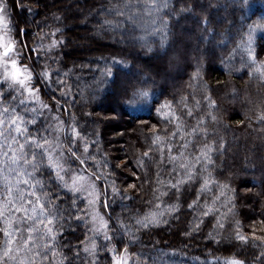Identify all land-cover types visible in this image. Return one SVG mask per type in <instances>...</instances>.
<instances>
[{"label":"trees","instance_id":"16d2710c","mask_svg":"<svg viewBox=\"0 0 264 264\" xmlns=\"http://www.w3.org/2000/svg\"><path fill=\"white\" fill-rule=\"evenodd\" d=\"M18 3L24 8L17 6L14 0L9 11L19 48L27 51L42 34L48 37L55 32L58 50L54 69L50 71L51 81H42L39 75L42 68L36 62L35 80L41 86L43 99L50 105L61 103L69 124L74 117L77 130L89 144L84 167L102 177L100 183L109 205L104 208L112 218L111 229L117 228V217L131 224L128 216L136 211L143 215L155 211L157 203L178 205L177 214L166 217L167 225L138 233L140 242L131 251L151 252L157 264H225L229 258L260 264L256 258L264 253V244L260 247L244 245L235 239V232L249 237L254 232L257 236L264 235V124L256 120L258 113L264 110V77L255 71L259 63L264 62V28L254 32L256 64L245 48H237V44L241 40V29L246 31L248 25L264 23V0H169V7L162 13V17L169 20L168 43L162 49L160 37L149 30L147 42L152 52L135 39L144 35L139 29L133 32L127 25L128 31L114 30L103 24L106 19H117L115 12L110 15L108 10L121 5L123 0H72L71 3L18 0ZM75 8L81 10L82 23L77 20L81 15ZM19 29L25 32L19 33ZM208 29H213L215 34H210ZM80 31H84L88 41L86 48L78 50L71 46V40ZM109 67L115 74L112 79L120 83L137 75L152 77L157 67L161 68V74L155 76L154 85L150 81L145 85L150 88L148 98H133L130 92L118 94L111 79L101 85L102 71ZM197 68L199 79H190ZM59 80L63 84L58 88L55 82ZM66 90L72 97L70 101L61 98ZM173 97L176 115L184 113L174 139V123H166L156 112L159 103L165 99L171 101ZM211 101H215L213 107L209 106ZM185 103L192 109V117L187 116ZM213 115L216 120H212ZM201 119L204 124L198 125ZM116 121L125 123V127L112 126ZM130 122L131 125H127ZM45 123L41 115L36 127L43 129ZM194 127H206L214 134L186 135ZM154 136L166 141L163 161L160 146L152 144ZM221 140L225 149L216 152L214 165L207 170L215 183L200 193L199 207L188 209V204L197 199L207 173L197 165L199 182L182 186L179 194L168 188V181L175 182L177 178L170 173L174 167L179 170V165L186 160L195 163L205 143L215 141L218 149ZM65 141L69 144L67 139ZM169 142L175 149L171 153L167 150ZM185 143L188 147L180 157ZM145 151H149L148 157L143 156ZM170 156L179 158L172 161ZM129 184L137 188L128 190ZM113 185L120 193L127 191L129 199L114 195ZM160 192L169 194L158 200ZM214 198H218L215 204ZM206 204L214 211L203 217ZM77 206L78 209L85 207L80 199ZM78 214L73 212V215ZM81 216L80 221L71 222L61 237L62 244L80 245L79 259L72 255L75 248L63 252L72 259V264H87L81 242L88 231L83 214ZM197 223L199 229L190 232ZM220 224L224 226L221 228ZM98 245L99 264H110V254H105L101 242Z\"/></svg>","mask_w":264,"mask_h":264},{"label":"snow or ice","instance_id":"6c2138e0","mask_svg":"<svg viewBox=\"0 0 264 264\" xmlns=\"http://www.w3.org/2000/svg\"><path fill=\"white\" fill-rule=\"evenodd\" d=\"M13 2L14 0H0V264H72V259L63 255V252L75 248L76 251L72 255L79 259L80 245L62 244L61 237L72 221H80L83 218L81 215H73V212H81L86 217L89 215L88 208H92L98 202L99 193L96 184L102 177L96 172L77 175L71 168V164L76 160H79L80 165L87 163V158L81 159L77 154L81 132L77 130L75 123L69 126L60 121L55 127L51 124L45 125L43 129L36 127L38 117L42 115V112L35 106L29 107V104L38 99L40 89L34 84L35 64L33 63L31 66L23 64V49L17 48L18 41L13 38L15 25L10 21L12 13L9 12ZM17 6L24 8V5L19 4L18 0ZM168 7L169 0H123L121 5H115L108 10L110 15L115 12L117 19H106L103 24L114 30L123 28L124 31H128L127 25L131 26L133 32L139 29L144 35L137 36L135 39L143 42L148 47V51L152 52L153 49L147 42L149 30L152 34L160 37L162 49L168 43L169 20L162 17L163 10ZM28 11L30 13L31 9ZM181 11H186V9H181ZM205 24H207V17ZM257 28H264V23L248 25L246 31L241 29V40L237 44V48H245L253 64H256L253 39ZM56 31L58 32L59 29ZM208 31L210 34H215L213 29H208ZM18 32L24 33L25 30L19 29ZM47 35H41L38 49L29 48V52H37V58H39L40 52H44L45 49L51 51L57 46L58 42L54 39L46 46L43 44ZM52 35H55V32ZM24 47L28 46L24 45ZM235 51L234 48L233 52ZM255 71L264 77V62H260ZM160 74L161 68L157 67L155 75L152 77L141 78L137 75L131 80L120 83L112 79L115 74L109 67L102 71L104 79L101 81V85L111 79L112 86L118 94L126 95L130 92L133 98L146 99L150 95V88L145 85H149V81L151 85H154L156 83L155 76ZM39 75L44 83L51 81V74L46 68L42 67ZM199 77V68H197L190 79H199ZM55 83L59 88L63 81L59 80ZM66 96L67 90L62 93L61 98ZM53 99L55 100V93H53ZM205 99L210 100V97H205ZM174 102L175 97L171 101L165 99L156 108L157 114L166 123H174L176 131L172 133L173 139L180 131V121L184 116L183 112L179 116L176 115V110L173 108ZM214 105L215 101H211L209 106L213 107ZM57 106H60L58 101ZM41 108L49 109V105L42 104ZM185 108L187 116L192 117L193 111L187 107L186 103ZM53 119L58 120L59 118L54 117ZM216 119L217 117L213 115L212 120ZM73 120L75 121L74 117ZM256 120L264 124V110L258 113ZM197 123L203 125L204 121L201 119ZM69 132L71 133V147L65 151H60L58 143L56 148L52 147L49 137L53 136V133H55V141L59 142L61 134L64 139H67ZM200 132L205 137L214 134L210 133L206 127H194L186 135ZM165 143V139L160 136H154L152 141L153 145L160 146L162 161ZM215 143V141L205 143L195 157V163L186 160L179 165V170L174 167L170 173L177 178L175 182L168 181V188L178 194L182 186L193 181L199 182L200 169L197 168V165H201L203 171L207 173L198 190L197 199L188 204V209L199 207L200 193L208 190L209 185L215 183L211 178V173L207 170L214 165L213 156L216 152L225 149L222 140L218 149ZM187 147V143L181 146L180 157H183V150ZM167 150L169 153L175 150L172 143H168ZM89 151V144L85 142L83 152L89 153ZM143 156L148 157L149 151H145ZM178 158L169 157L172 161H176ZM119 167L118 165L117 168ZM70 172L73 175L69 178ZM104 178L106 179V177ZM146 182L150 183V181ZM221 187L227 188V185H221ZM136 188L135 184L128 185V190ZM112 192L114 195H122L123 199H129L127 191L120 193L114 185ZM82 193L86 194L88 205L85 209H78L77 200L80 199V202H83ZM168 194V192H160L157 199L163 200ZM104 195L106 196L107 193L105 192ZM217 199L214 198L213 204ZM108 206L105 200L104 207ZM155 208V211L143 215L139 211L130 214L128 220L131 221V224L125 223L117 217L116 229H111V217L105 219L93 208L91 231L94 236L90 244H84L83 251L93 257V264H99L97 254L100 251V246L96 243V238L100 233H103L105 242L115 239V243L104 250L106 255L110 254V264H157L156 258L152 256L151 252L144 249L131 251L140 242L138 233L161 224L167 225L169 220L166 217H172L178 212V205L175 203L171 205L157 203ZM205 208L202 216L208 217L214 209L207 204ZM223 226V224L219 225L221 228ZM198 229L199 223L193 225L190 232ZM85 239L87 240L88 237ZM235 239L244 245L253 244L260 247L264 244V235L257 236L255 232L249 237L236 231ZM256 259L260 264H264V253H261ZM225 264H247V260L229 258Z\"/></svg>","mask_w":264,"mask_h":264},{"label":"rangeland","instance_id":"374dc122","mask_svg":"<svg viewBox=\"0 0 264 264\" xmlns=\"http://www.w3.org/2000/svg\"><path fill=\"white\" fill-rule=\"evenodd\" d=\"M41 1V0H40ZM42 1H45V0H42ZM64 2H72V0H63ZM74 1H80V0H74ZM61 4H66V3H61ZM80 9V7H78ZM76 11L78 12L79 15L80 14V11L79 9L75 8ZM10 12V11H9ZM82 18H83V15L79 16V18L77 19L80 23H82ZM10 21L12 22V24H14L13 20L11 19V16H10ZM95 31V30H94ZM84 31H80V33H76L78 34L77 37H72V40H71V46L75 47L76 49L80 50V49H83V48H86V43L88 41V38L84 35L85 33H83ZM97 32V31H96ZM94 32L95 36L97 35V33ZM111 34H113L111 32ZM112 37V36H111ZM13 38L15 39V35L13 33ZM57 40L56 36L55 35H52L50 34L46 39L43 40V44L46 46L48 45L49 43H51L52 40ZM39 41H40V37L37 38L31 45L29 48H32V49H38V44H39ZM17 48H19L18 44H17ZM27 51H24L23 50V57H22V62L23 64H26V65H29L31 66L32 63H39L41 68L44 67L46 68L47 70L52 71L53 66H54V63H55V53L57 52L58 50V47L56 46L53 50L51 51H47V49H45L44 52H40V55H39V58H37V52L36 51H32V52H29V49L27 48L26 49ZM38 59V61H37ZM33 61V62H32ZM36 78V75L34 77V84L35 86L40 89V91L38 92V99L35 101V102H31L29 104V107H37L38 109L41 110L42 112V116H44L45 118V125H48V124H51L53 125V127H55L60 121H63L65 122L67 125L71 126L74 124V121H71L70 120V124L69 122L67 121L66 117H65V110L63 109V106L61 105V103H59V107L57 106V103L54 105H50L48 102L45 101V99H43V96H41V86L40 84L38 85L35 80ZM69 93H67V96L65 98H63L64 101H70L72 97H70L68 95ZM62 97V95H61ZM80 99L83 100V96H80ZM42 104H48L49 105V109H43L41 108V105ZM54 117H58L59 119L58 120H54L53 118ZM72 122V123H71ZM114 125H117V127L119 125L125 127V123H121L119 121H116L114 123H112V126ZM127 125H131V122L130 123H127ZM107 127H111L109 124L106 125ZM61 127H63V125H61ZM115 127V126H114ZM44 128V127H43ZM121 128V127H120ZM128 130V129H127ZM49 139L52 141V147L53 148H56L57 147V143L59 144V149L60 151H65L66 149H68V146L71 147L72 145L70 144L71 143V133L69 132L68 134V138H67V142H69V144L66 143L65 139L63 138V135L61 134V139L59 142H56L55 141V133H53V136L49 137ZM87 142L84 138L81 137L80 139V142H79V145H78V155L80 156L81 159H85L87 158L88 160V155L87 153H84L83 152V144ZM231 143L233 144L234 141L231 140ZM58 154V153H57ZM71 168L74 170V172H76L77 175L79 174H86V173H90L88 172L84 165H80L79 164V160H76L75 163L71 164ZM78 170V171H77ZM73 175L72 172H70L68 174L69 178ZM96 187H97V192L99 193V199H98V202L92 206V208H88V213L89 215L88 216H84L83 213L79 212L78 215H81L83 214L84 216V221L85 223L87 224L86 228H87V231H88V235H85V238L88 237V239L84 240V244H90L92 242V239H93V232L91 231V228H92V224H91V212L93 210V208L95 209V212L99 213L100 216H103L105 219L109 218L105 208H104V202L105 200L107 201V198L106 196L104 195V190H103V186L102 184L99 182H97L96 184ZM86 197V194L85 193H82L81 194V198L83 199V202L85 207L83 209H85L88 205V200ZM110 225H111V221H110ZM111 234V232H110ZM98 242H101L102 243V247L105 249L109 248L112 246L113 244V241L111 242H105L104 241V238H103V233H100V235L96 238V243L98 244ZM84 244L82 246V252L83 254L86 256V259H87V264H93V257L91 255H89L88 253H85L83 251V248H84ZM100 245V244H99ZM97 257H98V254H97Z\"/></svg>","mask_w":264,"mask_h":264}]
</instances>
